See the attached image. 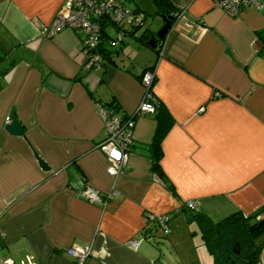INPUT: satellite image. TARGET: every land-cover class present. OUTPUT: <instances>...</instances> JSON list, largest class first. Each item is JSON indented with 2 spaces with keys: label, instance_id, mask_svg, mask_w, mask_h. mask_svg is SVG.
<instances>
[{
  "label": "crops",
  "instance_id": "crops-1",
  "mask_svg": "<svg viewBox=\"0 0 264 264\" xmlns=\"http://www.w3.org/2000/svg\"><path fill=\"white\" fill-rule=\"evenodd\" d=\"M62 1L0 0V256L76 264L65 250L91 244L86 264H163L142 232L149 215H173L166 237L190 249L201 237L194 214L219 221L264 206V0L237 15L213 0H169L178 15L159 52L139 42L145 29L163 24L154 0H127L146 15L145 25L107 46L110 61L89 70L77 30L41 35ZM114 30L104 31L111 37ZM149 67L156 70L151 91L173 118L159 161L173 191L151 168L154 115L137 118L118 175L108 173L98 148L105 138L98 102L114 101L130 115ZM13 118L20 135L5 129ZM80 181L112 195L104 205L88 202L73 191ZM187 200L197 208L182 210ZM139 238L133 249L129 240ZM204 249L208 260L193 263L213 264ZM259 256L264 264V248Z\"/></svg>",
  "mask_w": 264,
  "mask_h": 264
},
{
  "label": "built area",
  "instance_id": "built-area-1",
  "mask_svg": "<svg viewBox=\"0 0 264 264\" xmlns=\"http://www.w3.org/2000/svg\"><path fill=\"white\" fill-rule=\"evenodd\" d=\"M215 6L221 7L229 15H237L241 9L249 6L260 7L259 0H213ZM146 15L138 13L131 7L127 0H63L50 23L42 28L41 35L52 37L63 29L77 30L81 35L82 53L85 57L84 68L107 63L99 48L102 42L108 46H115L123 42L124 38L145 25ZM111 24L115 34L109 37L104 31L106 25ZM103 44V43H102ZM163 42H158L157 49L162 51ZM158 51V52H159ZM4 74L0 73V83ZM155 67L146 68L141 77L142 97L135 110L122 116L120 112H114L100 103L97 104L98 117H100L105 138L98 144V148L104 153L108 160V173L112 176L118 175L126 165L129 151L133 146V130L138 117L145 114H154L156 101L153 94V86L156 80ZM9 120V119H8ZM6 120L7 122H9ZM75 194L91 203L104 205L112 192L100 193L94 187L80 181L77 188L73 189ZM183 205L188 210H194L198 206L197 200H187ZM151 221L157 222L163 234H168L169 215H149ZM139 239H130L129 244L134 249ZM91 244L87 246H71L65 252L72 256L76 264H86L92 254ZM0 264H15L9 257L0 256Z\"/></svg>",
  "mask_w": 264,
  "mask_h": 264
},
{
  "label": "trees",
  "instance_id": "trees-1",
  "mask_svg": "<svg viewBox=\"0 0 264 264\" xmlns=\"http://www.w3.org/2000/svg\"><path fill=\"white\" fill-rule=\"evenodd\" d=\"M154 3L158 9V14L161 16L162 14H172L175 19L176 15H178V11H176V8L169 0H154ZM145 30L146 31L139 36V42L149 46L146 41H148L149 37H151V35L156 31ZM163 40L164 38H159L156 41V46L151 48L158 52V42ZM102 43L99 50L106 61H110L108 56L110 53V50L107 47L108 45ZM262 50H264V48H262ZM158 101L159 100L153 102L155 103L156 110L152 115L156 118L157 125L155 126L156 130L152 141L148 145L149 151L151 152V168L155 175H157L162 183L165 184V187H167L170 191H173L171 183L168 182L163 175L164 173L159 163L162 157V137H164L170 129L173 123V118L162 103ZM98 103L112 109L114 112H119V107L114 101L105 104L101 102ZM181 208L182 210H188L184 205H182ZM172 216L169 215V221ZM191 221L197 223L200 231L199 234H201L204 246L213 259V264L258 263L260 259L259 254L261 253L262 248H264V206H261V208L256 212L248 215L238 210L225 216L219 221H211V219L208 216L206 217L204 214H194ZM151 222L152 225L144 227L142 232L145 237L155 241V232L153 228L158 226V224H156L157 222L155 221ZM163 235L166 236V234ZM240 243H245L246 246H241L240 249ZM237 249L240 251L236 252Z\"/></svg>",
  "mask_w": 264,
  "mask_h": 264
},
{
  "label": "rangeland",
  "instance_id": "rangeland-1",
  "mask_svg": "<svg viewBox=\"0 0 264 264\" xmlns=\"http://www.w3.org/2000/svg\"><path fill=\"white\" fill-rule=\"evenodd\" d=\"M115 34L114 32L112 33ZM155 232L154 242L157 244L158 248L161 249L160 259L162 260L163 264H183L184 260L191 261L192 264H199V262L193 263L194 257L198 256L197 258H203L208 260V254L205 252L203 241L200 237V235L195 236V238L192 241V245L190 249H185V243H182L177 241L178 244L175 246L172 245L169 242V239L163 235L162 228L158 225L153 228ZM175 231H178L179 228L177 227L174 229ZM152 238V237H151ZM192 238V237H191ZM240 249L241 246L244 247L246 244L240 243L239 244ZM198 251H195V250ZM194 250V251H193ZM200 251L203 252V255L200 256ZM240 251V250H239ZM200 258L197 261H200ZM201 258V260H203ZM204 261V260H203ZM202 262V261H201Z\"/></svg>",
  "mask_w": 264,
  "mask_h": 264
},
{
  "label": "water",
  "instance_id": "water-1",
  "mask_svg": "<svg viewBox=\"0 0 264 264\" xmlns=\"http://www.w3.org/2000/svg\"><path fill=\"white\" fill-rule=\"evenodd\" d=\"M161 16V15H160ZM163 20V24L156 30L154 34L149 37L147 43L150 47H155L157 44V40L159 38H164L166 34L169 31V28L172 26V21L174 19L172 14H162L161 16ZM5 129L12 134L20 135L23 131L22 124L17 118H13L10 120V122L5 124ZM39 164L41 165V168L47 169V164L44 162L43 159L38 157ZM236 252H239V249L236 250Z\"/></svg>",
  "mask_w": 264,
  "mask_h": 264
}]
</instances>
